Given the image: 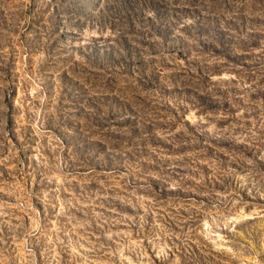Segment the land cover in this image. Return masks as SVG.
<instances>
[{
  "label": "rangeland",
  "instance_id": "obj_1",
  "mask_svg": "<svg viewBox=\"0 0 264 264\" xmlns=\"http://www.w3.org/2000/svg\"><path fill=\"white\" fill-rule=\"evenodd\" d=\"M0 264H264V0H0Z\"/></svg>",
  "mask_w": 264,
  "mask_h": 264
}]
</instances>
